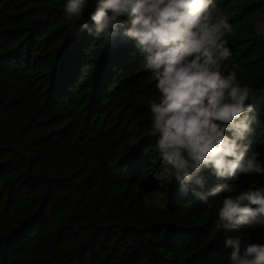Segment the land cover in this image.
I'll return each instance as SVG.
<instances>
[{"label": "trees", "instance_id": "obj_1", "mask_svg": "<svg viewBox=\"0 0 264 264\" xmlns=\"http://www.w3.org/2000/svg\"><path fill=\"white\" fill-rule=\"evenodd\" d=\"M214 2L257 93L249 142L264 154V0ZM66 3L0 0V264H229L226 236L264 244V227L216 226L219 198L209 207L168 183L141 53L80 31L95 0L83 21L65 19ZM257 187L264 176L244 175L237 191Z\"/></svg>", "mask_w": 264, "mask_h": 264}, {"label": "clouds", "instance_id": "obj_2", "mask_svg": "<svg viewBox=\"0 0 264 264\" xmlns=\"http://www.w3.org/2000/svg\"><path fill=\"white\" fill-rule=\"evenodd\" d=\"M87 3L67 0L65 19L83 21ZM88 19L80 31L106 44L133 42L151 73L158 97L148 134L168 183L209 207L219 198L215 223L226 232L264 227V187L237 191L241 176H264V154L249 142L257 93L231 64L228 14L214 0H95ZM245 240L226 236L229 264H264V244Z\"/></svg>", "mask_w": 264, "mask_h": 264}, {"label": "rangeland", "instance_id": "obj_3", "mask_svg": "<svg viewBox=\"0 0 264 264\" xmlns=\"http://www.w3.org/2000/svg\"><path fill=\"white\" fill-rule=\"evenodd\" d=\"M257 30H258L259 33L264 35V26L263 25L258 26Z\"/></svg>", "mask_w": 264, "mask_h": 264}]
</instances>
